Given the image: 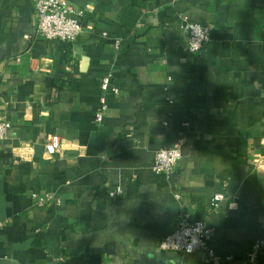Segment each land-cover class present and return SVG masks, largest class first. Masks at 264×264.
<instances>
[{
    "label": "crops",
    "instance_id": "crops-1",
    "mask_svg": "<svg viewBox=\"0 0 264 264\" xmlns=\"http://www.w3.org/2000/svg\"><path fill=\"white\" fill-rule=\"evenodd\" d=\"M70 2L82 33L62 44L24 40L32 2L0 0V264H203L158 248L179 214L210 229L219 264L255 241L264 264V0ZM184 21L209 30L197 55ZM106 75L118 94L97 122ZM49 136L71 148L47 159Z\"/></svg>",
    "mask_w": 264,
    "mask_h": 264
},
{
    "label": "built area",
    "instance_id": "built-area-1",
    "mask_svg": "<svg viewBox=\"0 0 264 264\" xmlns=\"http://www.w3.org/2000/svg\"><path fill=\"white\" fill-rule=\"evenodd\" d=\"M32 2L36 26L33 34L25 35L24 40L35 42L39 39L62 44L75 43L82 33L80 19L83 11H75L70 0H30ZM182 31L186 36L185 51L189 55L199 54L205 45L210 41V33L206 27L184 21ZM106 38V33L102 34ZM118 47V41H115ZM110 75L101 79L100 89L102 97L100 99V111L95 115V120L101 122L102 115L106 110L107 94L117 95L118 90L110 85ZM10 125L0 116V143L8 134ZM182 140L177 141L171 148H161L154 154L151 170L155 175H170L181 159ZM69 142L57 136H49L44 143V153L47 159L54 158L57 154L69 150ZM121 195V190L110 194L111 197ZM177 198V196H176ZM223 194H216L212 201L214 204L223 200ZM36 204L42 206L50 201L48 195L38 196ZM210 229L201 222H192L187 215L179 214L176 218V226L173 231L165 236L158 244V248L163 251L182 253L185 255L197 254L203 264H219L218 257L208 246ZM263 248L260 241L253 242L250 250L246 254L243 264H259L258 257Z\"/></svg>",
    "mask_w": 264,
    "mask_h": 264
}]
</instances>
